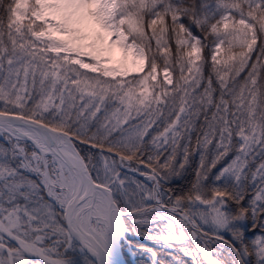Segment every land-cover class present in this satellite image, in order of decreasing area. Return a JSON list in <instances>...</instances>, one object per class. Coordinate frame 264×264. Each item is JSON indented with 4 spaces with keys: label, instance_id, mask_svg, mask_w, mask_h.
Instances as JSON below:
<instances>
[{
    "label": "snow or ice",
    "instance_id": "1",
    "mask_svg": "<svg viewBox=\"0 0 264 264\" xmlns=\"http://www.w3.org/2000/svg\"><path fill=\"white\" fill-rule=\"evenodd\" d=\"M0 139V264H264V0H0Z\"/></svg>",
    "mask_w": 264,
    "mask_h": 264
},
{
    "label": "trees",
    "instance_id": "2",
    "mask_svg": "<svg viewBox=\"0 0 264 264\" xmlns=\"http://www.w3.org/2000/svg\"><path fill=\"white\" fill-rule=\"evenodd\" d=\"M238 50L239 49H234V51H238ZM162 79H163L162 77L159 78V80H162ZM78 147L83 155H86L87 152L89 151V148L86 145L78 144ZM28 148H29V151H31L30 143L28 144ZM196 160L198 161V158H196ZM186 175H187V179L184 181H178L177 184H183L184 186H187L189 181L193 178V168H189ZM145 243L148 244L149 246H154L153 242L151 241H145ZM125 257L129 259V261H131V256L126 255ZM172 258L173 257L169 255L167 252H163L161 254V259L165 261V264H171ZM183 258L185 260V264H191V260L188 257H183ZM134 260L136 264H151L150 257L148 256L147 253H144V252L137 253L136 256L134 257Z\"/></svg>",
    "mask_w": 264,
    "mask_h": 264
},
{
    "label": "rangeland",
    "instance_id": "3",
    "mask_svg": "<svg viewBox=\"0 0 264 264\" xmlns=\"http://www.w3.org/2000/svg\"><path fill=\"white\" fill-rule=\"evenodd\" d=\"M119 55H120V53H119V50H117V57H119ZM160 77H162L163 78V74L162 73H160L159 75H158V79L160 78ZM4 141H3V139H0V143H3ZM30 143V142H29ZM30 145H31V143H30ZM196 158H198V157H196ZM33 178H35V177H33ZM61 251H62V249H61ZM136 255H134V256H132V258L134 259V257H135ZM50 260H56V259H58L59 257L55 254V250H53V252H52V254L48 257ZM33 259H37L36 257H33ZM42 259V258H41Z\"/></svg>",
    "mask_w": 264,
    "mask_h": 264
},
{
    "label": "water",
    "instance_id": "4",
    "mask_svg": "<svg viewBox=\"0 0 264 264\" xmlns=\"http://www.w3.org/2000/svg\"><path fill=\"white\" fill-rule=\"evenodd\" d=\"M77 149L80 151V149L78 148V146H77ZM80 154L83 155V154L81 153V151H80ZM125 259H126V258H125ZM127 260H128V259H127Z\"/></svg>",
    "mask_w": 264,
    "mask_h": 264
}]
</instances>
